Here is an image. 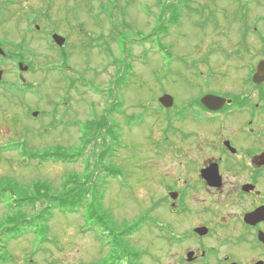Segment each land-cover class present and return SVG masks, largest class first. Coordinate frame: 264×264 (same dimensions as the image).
<instances>
[{
    "label": "rangeland",
    "instance_id": "1",
    "mask_svg": "<svg viewBox=\"0 0 264 264\" xmlns=\"http://www.w3.org/2000/svg\"><path fill=\"white\" fill-rule=\"evenodd\" d=\"M240 1L249 18H264V0ZM189 4L202 8L206 18L214 9L226 6V15H219L236 17L239 24L235 22L220 39L211 26L200 27L185 16L193 12ZM235 6V0H21V19L14 22L11 33L21 31V55L35 62L34 68L23 74L26 89L32 87L33 91L21 96V125L12 124L16 116L8 118L7 132L0 135V190L8 187L21 198L41 186L44 193L58 195L67 181H72L70 188L92 179L87 201L104 196L102 204L93 203L109 229L95 226L86 208L55 211L37 231L3 246L0 264H167L171 245L163 237L162 207L152 209L157 197L149 189L151 179V187L162 182L159 174H154L166 152L163 110L158 101L169 94L179 103L180 85L189 75L185 63H193L199 51L215 49V42L226 50L241 47L238 28L243 11ZM183 7L184 21L172 27L169 36L157 34L162 31V20L169 25L171 8ZM163 10L168 12L164 15ZM32 18L38 22H31ZM36 23L42 32L36 31ZM84 29L92 35L86 32L81 36ZM53 32L67 37L63 47L56 45V52L51 50ZM208 33L215 37H206ZM103 35L105 39H101ZM248 46L256 52L264 49V44L251 36ZM122 61L130 66L124 76ZM228 61L231 63V58ZM70 77L73 91L66 97L64 87ZM80 80L86 82L83 87ZM118 103L113 114L111 108ZM28 107L39 118L28 117ZM106 116L108 124L99 130L104 139L97 128ZM59 151L75 155L76 160H41L45 153ZM109 170L118 176L111 179ZM257 187L264 191V176ZM7 194L0 203V233L15 221L32 219L41 208V204L37 209L14 206L12 195ZM244 199L233 200L226 209L225 221L231 230L225 236L233 240L245 237L236 245L239 247L228 252L239 264H250L259 260L263 249L255 242L254 233H246L244 224L238 223L239 216L252 206L251 199ZM137 224H141L138 231L123 235ZM114 236L115 246L110 243Z\"/></svg>",
    "mask_w": 264,
    "mask_h": 264
},
{
    "label": "flooded vegetation",
    "instance_id": "2",
    "mask_svg": "<svg viewBox=\"0 0 264 264\" xmlns=\"http://www.w3.org/2000/svg\"><path fill=\"white\" fill-rule=\"evenodd\" d=\"M235 5V9L240 6L243 11L242 24L238 28L241 47L226 50L215 42V49L199 51L201 54L195 56L193 63H185L189 75L180 85L179 103L174 100L172 107H162L166 152L154 174H159L162 182H154L151 187V179L149 189L151 195L157 197L152 209L162 207L163 237L171 245L167 251V264L235 263L228 250L239 247L236 245L246 239L241 236L233 240L225 236L230 234L231 226L225 221L224 213L233 200L243 201L244 198L251 199L252 206L239 216L238 223L244 224L246 233H254L255 242L263 249L259 260L250 264L264 262V244L257 239L258 233L264 232V221L256 226L244 223L246 214L264 206V191L257 187L258 180L264 176V166L256 164L264 153V82L253 81L257 67L264 59V49L256 52L248 46L249 36L256 43L264 44V18L252 20L240 0H235ZM187 6L193 12L185 16L189 15L188 18L200 27L211 26V31L220 39H224L222 36L230 32L229 27L235 22L239 24L238 18L225 16L226 6L214 9L209 13L210 18H206L208 15L202 8ZM184 9L174 8L180 17L178 25L184 21ZM216 14L218 18L214 17ZM19 16L21 0H0V135L7 132L8 118L16 116L12 124L21 125V96L29 92L21 86L27 84L21 80V65L28 68L26 72L35 65L33 58L21 55L20 27L17 35L11 33L14 22L21 19ZM30 20L38 22L37 18ZM35 29L43 31L38 23ZM85 33L92 35L84 29L81 36ZM54 34L58 33L50 34L52 41ZM166 35L169 36V32ZM210 36V33L206 35ZM64 38L67 42V37ZM101 39H105V35ZM51 48L58 51L54 41ZM66 65L72 74L73 69L68 63ZM80 83L86 84L83 80ZM73 84L70 77L64 87L66 97L73 91ZM207 96L219 97L225 102L219 109H209L202 103ZM64 106L71 109L68 103ZM11 111L17 113L11 114ZM33 113L35 111L30 107L25 111L32 118ZM15 131L18 132L16 127ZM215 165L222 177L220 187H211L203 177V171ZM246 184L254 185L256 190L243 192L242 187ZM199 230L206 234L201 235ZM173 249L174 253L171 252Z\"/></svg>",
    "mask_w": 264,
    "mask_h": 264
},
{
    "label": "trees",
    "instance_id": "3",
    "mask_svg": "<svg viewBox=\"0 0 264 264\" xmlns=\"http://www.w3.org/2000/svg\"><path fill=\"white\" fill-rule=\"evenodd\" d=\"M161 0H158V2ZM166 8V7H165ZM164 15L168 11L163 10ZM171 20L169 25L165 24V20H162V23L160 25L159 29H162V31H157V34H160L161 36H165L166 32L168 31V27L170 28L171 24H175L178 21V18H180L178 15H176L175 10L171 8ZM163 17V16H162ZM123 68L121 69V72L124 74H129V69L130 66L128 62L122 61ZM128 68L126 71L125 69ZM120 72V73H121ZM119 73V74H120ZM118 74V75H119ZM122 76V77H123ZM118 104H116V107H112L111 112H115L118 109ZM108 117L103 118V121L98 123V132L100 128H103L106 123L108 122ZM93 128L88 129L90 132L92 131ZM106 129L110 130L109 127ZM88 135V134H87ZM86 135V136H87ZM99 137L106 138L104 137L105 134H102L101 132L98 133ZM96 135V136H98ZM88 142V139L87 141ZM80 154H78L79 156ZM82 155V154H81ZM104 154H102L103 156ZM40 157V155H37ZM101 156V155H100ZM42 161H50L54 163L58 162H74L76 160V156L72 154H64L62 152H47L44 154V156H41ZM100 163L98 162V168H100ZM110 176V174H109ZM92 181L90 179L85 185L80 186V184H74V187L68 188L67 186L72 182V181H67L65 183L64 191L59 193L58 195H52L50 192L46 191L45 193L42 191V187L38 188L39 186H36V189L34 192L27 193L25 197H15L13 192L10 191L8 187L4 188L3 190H0V203L3 202L4 198L8 195L7 193H10L12 195V205L16 206H21V207H31L33 209H37V206L41 204V208L38 210L37 214L35 217L32 219H21L19 221H15L12 226L5 228L1 233H0V250L5 246L4 248L8 247L9 244L13 241H16L26 234L33 233L38 230L40 225L43 223L49 222L53 216L55 211L59 212H77L81 208H86L88 211V217L90 220H92L93 224L95 226H99L105 229H109L108 223L104 219L103 216H101L98 211L96 210V205L94 203H99L102 204L104 200V196L101 197H94V203L91 202L89 203L87 201V195L89 194V183ZM141 227V224H137L133 228L127 229L123 235L129 236L132 235L134 232L138 231ZM115 234L111 232L110 235ZM117 236V234H115ZM112 245H117V238L114 236L113 240L110 242ZM133 260V259H131ZM134 262L129 261V264H133Z\"/></svg>",
    "mask_w": 264,
    "mask_h": 264
},
{
    "label": "water",
    "instance_id": "4",
    "mask_svg": "<svg viewBox=\"0 0 264 264\" xmlns=\"http://www.w3.org/2000/svg\"><path fill=\"white\" fill-rule=\"evenodd\" d=\"M53 39L55 40V42L59 46H63L65 43V39L63 37L59 36L58 34L53 35ZM27 70H28L27 67H23V65H21V72H25ZM21 79L23 81H25L23 78V75H21ZM253 81L256 83H263L264 82V60L260 62L259 66L257 68V72L254 75ZM159 102L164 107L167 108V107L173 106L174 99L169 95H165L159 99ZM224 102H225L224 99H221L219 97H214V96H207V97L202 99V103L205 106H207L209 109H213V110H216V109H219L220 107H222ZM34 116L35 117L38 116V113H34ZM256 164L259 166H264V153L258 157ZM203 177L207 180L208 184L211 187H220L222 184V177L219 174V171H218V168L216 165L213 166L212 168H210L209 170H207L206 172L203 171ZM254 190H255L254 185L246 184L243 186L244 192L249 193V192H252ZM244 221L246 224H248L250 226H256L260 222L264 221V206L257 208L254 212L246 214L244 217ZM199 233L201 235L206 234L205 231H202V230H199ZM258 240L264 244V232L258 233ZM233 264H237V263H233ZM257 264H264V262L260 261Z\"/></svg>",
    "mask_w": 264,
    "mask_h": 264
}]
</instances>
